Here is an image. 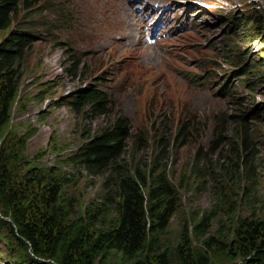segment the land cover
<instances>
[{"label":"rangeland","instance_id":"1","mask_svg":"<svg viewBox=\"0 0 264 264\" xmlns=\"http://www.w3.org/2000/svg\"><path fill=\"white\" fill-rule=\"evenodd\" d=\"M131 1L133 6L129 0H37L36 27L30 32L34 40L20 70L0 153L12 152L10 164L19 177L36 172L63 180L64 198L79 215L104 194L103 179L70 157L95 129L121 116L131 136L120 164L165 170L173 184L176 212L162 239L164 247L176 245L182 229L210 210L216 212L210 233L219 227L231 232L237 217H264V79H257L252 94L244 89L245 79L239 80L252 67L264 77V0ZM158 7L170 9L164 11L166 21L153 10ZM132 10H138V19L149 20V30L159 25L160 39L151 48L126 39L131 32L126 23L136 29ZM251 16L257 25L249 23ZM91 89L105 94L106 116L84 115L72 107L78 95ZM240 114L247 115L252 129L254 177L242 176L232 166L230 175L219 178L220 155L235 158L232 117ZM255 114L258 118H252ZM185 121L193 131L173 155L176 127ZM161 134L170 144L165 159L155 160ZM206 164L213 165V179ZM214 180L231 199L221 197ZM227 200L235 211L231 217L219 205ZM5 222L0 210V264H21ZM118 261L119 255H113L110 264Z\"/></svg>","mask_w":264,"mask_h":264},{"label":"trees","instance_id":"2","mask_svg":"<svg viewBox=\"0 0 264 264\" xmlns=\"http://www.w3.org/2000/svg\"><path fill=\"white\" fill-rule=\"evenodd\" d=\"M36 5L37 0H0V139L19 92L20 70L34 40L30 32L36 27ZM248 20L258 24L256 16ZM255 70L252 67L239 78L245 79L248 94L257 89V79H264ZM253 73L254 80L250 78ZM71 105L84 115H107L106 96L96 89L78 95ZM232 119L234 143L230 150L235 158L220 155L219 178L230 175L234 166L242 176L253 179L257 153L249 119L244 114ZM129 131L127 120L116 117L95 129L70 157L72 163L103 179L104 194L88 202L79 215L64 198L63 180L36 172L19 177L10 164L12 152L0 153V210L7 220V232L18 245L21 264H110L113 255H119L117 264H264V217L254 213L237 217L231 232L219 227L210 233L216 219V212L210 210L199 216L197 224L182 229L176 245L164 247L162 239L176 212L173 184L165 170L151 167L145 171L133 162L120 164ZM192 131L190 123L179 122L173 155L187 145ZM157 141L155 160L165 159L170 142L166 144L162 134ZM203 166L210 171L213 165ZM192 168L193 173L195 164ZM214 171L209 172L211 179ZM218 189L221 197L231 199ZM219 205L225 216L235 214L228 200ZM230 233L233 236L228 238Z\"/></svg>","mask_w":264,"mask_h":264},{"label":"bare ground","instance_id":"3","mask_svg":"<svg viewBox=\"0 0 264 264\" xmlns=\"http://www.w3.org/2000/svg\"><path fill=\"white\" fill-rule=\"evenodd\" d=\"M129 3L131 4V0H129ZM127 4H128V1H127ZM151 9H152V8H151ZM151 9H149V10H151ZM157 9H158V8H156V9L153 8V10L156 12V15H157ZM194 9H195V8H194ZM162 15L165 16V15H164V12L162 13ZM131 21H132V20H131ZM126 22H127V21H126ZM132 23H133V21H132ZM126 25H127L128 29H130V31H131L129 34H127V33L125 32V33H126V39H127V38H130L131 33L133 32V29H134V28H133L132 24H130V23H126ZM158 26H159V25H158ZM158 26H157V27H158ZM155 28H156V27H155ZM124 29H125V28H124ZM124 31H125V30H124ZM143 31H144V29H142V35L139 37L140 40H141V43H144L143 40H144L145 33H144ZM133 33H134V32H133ZM133 33H132V35H133ZM118 43H119V42H118ZM122 44H123V43L121 42L120 45H122ZM151 58H152V57H151ZM152 63H153V62H152ZM155 63H156V62H155Z\"/></svg>","mask_w":264,"mask_h":264}]
</instances>
